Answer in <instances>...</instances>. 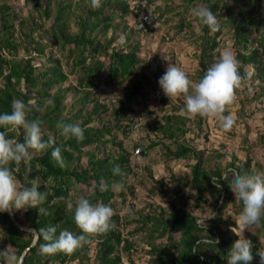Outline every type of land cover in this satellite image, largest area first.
<instances>
[{"label":"trees","instance_id":"1","mask_svg":"<svg viewBox=\"0 0 264 264\" xmlns=\"http://www.w3.org/2000/svg\"><path fill=\"white\" fill-rule=\"evenodd\" d=\"M136 1L102 0V6L93 9L90 0H45L43 6L37 0H25V4L34 11V14L26 16L14 11L5 0L0 3V113L10 112L14 99L25 103L35 101L29 118L42 121L43 139L47 141L49 136L54 137L55 146L61 148L66 163V167H59L51 156L50 148L33 153L31 173L25 171L23 164L19 170L12 166L26 187H30L37 176L42 183L47 182L46 189L43 185L38 188L40 192L48 191L46 201L37 209H24L23 221L19 220L18 211L12 213L13 219L9 213H0V246H11L18 256L26 251L23 264H134L133 257L140 253H144L145 259L152 258V264H227V254L238 238L231 231L236 224L228 212L239 215L243 207L241 201L234 199L229 187L232 180L230 170L251 172L255 169L251 167L249 158L242 163L230 161L221 166L215 161L219 159L218 155L212 161V157L204 156L187 142H180L179 139L188 132V122H195L197 130H201L202 121V117L191 115L194 121H190L183 111L184 101L172 104L167 97L159 99L161 110L165 107L171 115L166 116L164 112L161 123H149L147 127L154 126L167 142L177 140L173 150L165 146L174 159L192 157L195 160L189 167L187 183L177 182L169 192L174 198L189 186L195 207L201 213L209 210V218L203 220L190 213L183 203L179 206L169 204L155 213L133 202L137 192L128 183V175L134 174L131 157L136 149L139 150L137 156L145 157L147 150L158 143L141 145L137 141L133 153H129L118 135L126 137L140 126L138 119L135 120L137 117L131 100L141 95L134 88L126 90L121 97L105 100L98 91L102 81L105 85H116L130 79L131 75L145 79L143 71L148 66L138 55V40L132 39L130 34L123 43L116 42L118 37L114 35H106L111 29L115 32L122 28L123 33L130 30L126 23L120 24L128 15L133 17L137 31L131 28L137 33L146 32L156 22L167 25L173 20L162 15L165 10L161 1L168 0H147V5L153 7L152 21L138 27L142 8ZM200 3L216 13L220 28L213 33L200 26L194 34L197 52L195 80L203 77L218 58L220 50L229 47L239 60L241 85L248 88L253 102H262L264 0H184V7L188 10ZM174 15L177 19L172 24L171 40L184 30H192L193 22L197 23L194 18H182L178 22V11ZM37 32L39 35L35 36ZM53 47L58 57L52 52L46 53ZM45 56L44 60L39 59ZM70 76L73 78L71 82ZM69 93L72 99L68 104L65 99ZM48 100L53 103L47 104ZM58 121L79 124L84 129V138L78 140L62 136L56 127ZM5 131L10 138L23 142L22 129ZM117 165L122 174H113L112 169ZM148 173L151 176V172ZM213 177L218 183L212 180ZM101 183L106 190L101 191ZM161 183L150 186V193L161 192ZM116 188H121V192L116 193ZM124 190L127 193H123ZM81 194L87 195L92 203L102 201L110 204L116 211L112 218L116 228L90 237L91 243L70 256L63 253L42 255L39 245L44 241L41 239L32 245L35 236L28 235V231L20 226L38 230L53 225L57 227V235L65 229L80 234L74 223V210L67 209L65 201ZM117 197L123 208L131 209L133 214L120 213ZM39 207L46 209L48 214L39 215ZM256 226L258 230L255 233L244 234L254 245L250 264H260L256 252L264 251V217ZM216 238L220 241L218 245L210 242ZM148 260L145 264L150 262ZM0 264H7L4 257H0Z\"/></svg>","mask_w":264,"mask_h":264},{"label":"clouds","instance_id":"2","mask_svg":"<svg viewBox=\"0 0 264 264\" xmlns=\"http://www.w3.org/2000/svg\"><path fill=\"white\" fill-rule=\"evenodd\" d=\"M93 9L102 6V0H90ZM192 17L196 20V27L205 26L210 32H217L220 28L219 19L216 13L204 3H200L190 9ZM125 40L120 37L121 43ZM158 84L164 95L168 98L183 97L186 114L193 117H210L217 119L223 131H230L235 119L233 115H225L228 107L235 102L236 90L241 87L242 77L239 73V60L236 54L229 47L219 52L218 58L213 62L198 81L189 79L186 71L169 63L165 73L159 78ZM52 104L53 101H46ZM35 101L27 103L21 99H14L11 104V111L0 113V213H13L28 207L38 208L48 196V191L40 192L38 188L43 185L46 189L47 182L41 181L37 176L33 179L30 187L22 185L12 169L14 165L19 170L23 164L25 171L31 173V161L34 152H43L52 149L51 156L61 168L66 167L62 156L61 148L55 146L54 137L49 136L48 140L43 139L44 132L42 121L30 119L29 114ZM56 127L60 134L68 138L82 140L84 129L79 124L58 121ZM23 130V142L10 138L8 131ZM113 174H122L119 166H115ZM232 180L229 185L235 200L242 202V211L238 216L240 230L236 227L231 231L238 237L228 252L227 264H250L253 260L252 241L245 238L244 232L253 225H258L264 217V170L255 169L249 171L230 170ZM213 181L218 180L216 177ZM220 187V185H219ZM101 191L106 186L100 184ZM69 210H74V223L79 233L70 230H61L57 235V227L49 225L37 229H28V235L35 236L37 243L42 239L44 242L39 245L42 255H55L63 253L72 255L82 249L84 245L91 243L90 237L107 233L116 228L113 217L116 211L110 204L102 201L92 203L87 195H74L65 201ZM133 214L131 209L125 210ZM39 215H47V210L39 207ZM214 245L220 243L219 238L211 239ZM6 247L0 251V257H4L7 264H23V255H16ZM256 255L260 257V264H264V251L257 250Z\"/></svg>","mask_w":264,"mask_h":264},{"label":"rangeland","instance_id":"3","mask_svg":"<svg viewBox=\"0 0 264 264\" xmlns=\"http://www.w3.org/2000/svg\"><path fill=\"white\" fill-rule=\"evenodd\" d=\"M2 1L3 0H0V3ZM5 1L14 11H18L20 15L26 16L29 13L34 14L30 6L25 4V0ZM37 1L41 6L44 5L45 0ZM71 1L75 2L76 0ZM161 2L165 10L162 15L165 18L172 17V22H167L171 24L164 25L162 23L163 25H159V22H156L154 26L146 30V32L137 33L134 27V19L131 15H128L120 24L126 23V27L130 30H125L123 33L122 28L120 30L117 29L115 32H111V29L106 35L107 37H111L112 35L118 37L116 42L120 41L121 36H124L126 39L129 34L132 39L138 40L140 46L138 55L148 66V69H144L143 71L145 79L140 76L131 75L130 79L116 85H105V81H102L98 94L106 100L108 98L121 97L126 90H133L135 88L141 96L138 98L134 97L131 100V105L136 113L137 118L135 120L138 119V124L140 126L126 137L119 134L118 138L126 145L125 147L129 153L131 151L133 153L136 148H134V145L137 141H140L141 145L158 143L154 148H149L147 150V155L145 157L136 156L134 153L135 156L132 155L131 157L132 171L134 174L128 175V183L131 184V187L135 188L137 192V197L133 200L136 206H144L145 210L159 213L161 208H165L169 204L179 206L183 203L190 213L204 220L209 218V210L203 213L198 211L195 207L194 195L190 191L189 186L182 189L179 196L174 198H171L169 192L176 186L177 182L182 181L183 183H187L189 167L195 160H193L192 157L189 159H174L165 146L173 150L177 140L167 142V139L161 138L162 135L157 132L154 126L151 125L147 127L149 123H161V117L165 116L164 112H166V116L171 115V112L165 110V107L161 110V107L158 105L159 99L167 97L161 90L158 80L165 73L169 63H173L182 68L187 72L189 79L196 81L194 75L197 71V52L194 44V34H197L199 31L196 27V23L193 22L192 25L194 28L192 30H184L185 32L183 31L171 40V36L173 35L172 24H174L177 19L174 12L178 11V22L182 18L190 20L193 18L190 9L194 6H190L189 9L186 10L184 7V0H168V2ZM166 3L169 4V6H166ZM50 7L53 9V4H51ZM156 14L159 15L160 13ZM36 18L40 21L38 17ZM131 31L133 33H130ZM38 35L39 33L37 32L35 36ZM49 52L54 53L55 57L59 56L55 53V47L47 49L46 53ZM42 58L39 59L42 61L46 56ZM62 65L64 66L65 64L63 63ZM103 78L104 75H102V79ZM69 81H73L71 76L69 77ZM67 84L68 82H66L65 85ZM247 90V87L241 85V87L236 90L235 102L230 105L225 112V115L231 114L235 119V124L230 131H223L217 119L202 117V121L200 122L201 130H197L198 128L195 122H188L186 125L188 132L185 134L184 138L179 139V141L187 142L191 147L199 150V152L203 153L206 157H212V161L215 155H218L219 159L215 161H217V163L220 162L221 166L226 165V163L230 161H235L236 164L238 162L242 163L249 158L252 168L264 170V99L262 102H253L251 98L252 95H249ZM249 90L252 91L250 87ZM71 99L72 97L69 93L66 96L65 103L69 104ZM168 99L172 104L180 100L181 103L184 101L182 97ZM244 104H246V108ZM188 117L190 121H194L191 120L192 118L190 115H188ZM220 156H222V158H220ZM147 167H149V170ZM148 172H151V176L148 175ZM160 181L162 182L159 185L161 192L156 194L150 193V186H156L155 184L160 183ZM118 192H121V188H116V193ZM123 193H127V190H124ZM117 199V208L120 213L124 215V213H126V208H123V204L120 202L119 197H117ZM18 212L19 220L23 221L24 209ZM228 214L231 219L235 221L236 230L239 231V215L230 211ZM9 215L13 219L12 213ZM20 227L22 230L26 229L23 226ZM27 229L25 231H28ZM257 230L258 226L253 225L245 230L244 234L249 233L252 235ZM6 247L1 248L0 246V250L2 251ZM8 250L13 253L11 247ZM151 259L152 258L149 260L145 259L144 253H140L136 257H133L134 264H145L147 260L149 262ZM151 262L152 261L148 264H152Z\"/></svg>","mask_w":264,"mask_h":264},{"label":"built area","instance_id":"4","mask_svg":"<svg viewBox=\"0 0 264 264\" xmlns=\"http://www.w3.org/2000/svg\"><path fill=\"white\" fill-rule=\"evenodd\" d=\"M147 0H137L136 3H139L141 5V12L139 15V19L137 21L138 27H143L144 25L150 23L152 21L153 17V7L148 6L146 3ZM134 154L137 156L139 154V150L136 149L134 151Z\"/></svg>","mask_w":264,"mask_h":264},{"label":"water","instance_id":"5","mask_svg":"<svg viewBox=\"0 0 264 264\" xmlns=\"http://www.w3.org/2000/svg\"><path fill=\"white\" fill-rule=\"evenodd\" d=\"M26 230V229H25ZM35 241H36V238H34V241H33V243H32V245H34V243H35ZM25 253H26V251L25 252H23V256L25 255Z\"/></svg>","mask_w":264,"mask_h":264}]
</instances>
